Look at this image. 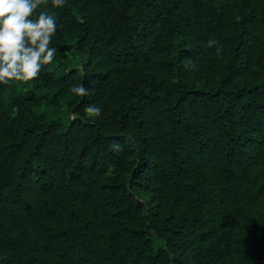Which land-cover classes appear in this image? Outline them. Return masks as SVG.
<instances>
[{
	"label": "trees",
	"instance_id": "obj_1",
	"mask_svg": "<svg viewBox=\"0 0 264 264\" xmlns=\"http://www.w3.org/2000/svg\"><path fill=\"white\" fill-rule=\"evenodd\" d=\"M40 11L53 62L0 84V264H264V0Z\"/></svg>",
	"mask_w": 264,
	"mask_h": 264
},
{
	"label": "clouds",
	"instance_id": "obj_2",
	"mask_svg": "<svg viewBox=\"0 0 264 264\" xmlns=\"http://www.w3.org/2000/svg\"><path fill=\"white\" fill-rule=\"evenodd\" d=\"M48 0H0V84L27 83L36 79L43 66L53 62L56 48L50 47L56 34L54 15L36 10ZM59 8L66 0H51ZM215 40L208 47L216 45ZM220 49L217 48V52ZM70 91L79 96L88 95L83 85H73ZM89 117H99L102 109L94 105L85 108ZM116 150L119 145H115Z\"/></svg>",
	"mask_w": 264,
	"mask_h": 264
}]
</instances>
